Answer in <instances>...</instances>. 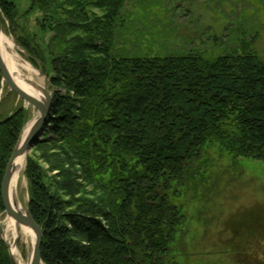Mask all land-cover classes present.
I'll return each mask as SVG.
<instances>
[{
	"label": "trees",
	"instance_id": "1",
	"mask_svg": "<svg viewBox=\"0 0 264 264\" xmlns=\"http://www.w3.org/2000/svg\"><path fill=\"white\" fill-rule=\"evenodd\" d=\"M29 1L41 35L30 61L40 58L51 88L68 89L53 94L47 136L34 144L40 154L26 157L42 264H174L185 224L175 199L202 180L204 151L216 146L264 163V62L249 43L215 56L197 48L114 54L127 0ZM0 11L2 25L18 23L12 0H0ZM26 113L21 105L0 116V211L2 177ZM0 264H12L3 241Z\"/></svg>",
	"mask_w": 264,
	"mask_h": 264
},
{
	"label": "rangeland",
	"instance_id": "2",
	"mask_svg": "<svg viewBox=\"0 0 264 264\" xmlns=\"http://www.w3.org/2000/svg\"><path fill=\"white\" fill-rule=\"evenodd\" d=\"M12 1L16 4L18 23L12 25L5 19L2 33L13 41L21 62L38 71L37 80L44 87V79L48 77L40 58L34 60L36 65L30 61L35 58L33 40L39 41L41 37L37 26L40 12H27L29 0ZM119 18L121 22L113 32L114 54L184 53L197 48L215 56L249 43L250 49L264 62V0H127ZM29 40L31 47L26 48L22 42ZM38 46L41 49L42 44ZM0 86L1 117L9 116L21 105L26 108L16 145L36 110L9 90L2 79ZM48 89L52 97L56 92L68 91L63 86L49 85ZM46 130L44 127L39 139L47 136ZM39 150L33 145L26 157H38ZM26 157L14 191L24 210L29 200ZM41 163L47 168L46 162L41 160ZM197 163L199 168H204L202 180L196 177L175 199L185 215V224L177 232L171 262L264 264V163L233 158L216 146L205 150ZM80 175L82 172L78 170L76 176ZM77 181L85 191L94 190L86 180ZM6 216L5 211H0L1 226ZM0 241L9 251L1 233ZM16 246L23 260L28 261L32 245L19 239Z\"/></svg>",
	"mask_w": 264,
	"mask_h": 264
},
{
	"label": "water",
	"instance_id": "3",
	"mask_svg": "<svg viewBox=\"0 0 264 264\" xmlns=\"http://www.w3.org/2000/svg\"><path fill=\"white\" fill-rule=\"evenodd\" d=\"M2 33L1 24V11H0V34ZM0 74L2 81L6 86L14 92L19 98L24 102L31 105L38 111V116L29 126V129L20 141L14 146L10 158L6 164V168L1 181V200L4 207V211L8 217L13 218L17 223L30 227L34 232V241L32 244V251L29 257L28 264H42L41 259V245L43 238V231L40 225L33 219L28 208L25 212L18 211L17 206H13L10 202L9 188L12 175L14 172L16 160L28 153L31 147L35 144L36 140L40 138V134L44 128L46 119L49 115L51 105H52V93L49 91V79H44V87L42 88L43 98L38 99L34 95L24 91L14 80L12 74L4 64L2 56L0 55ZM21 137V136H20ZM2 232V227L0 225V233ZM10 260L12 264H19L18 261L12 256L10 250L8 251Z\"/></svg>",
	"mask_w": 264,
	"mask_h": 264
},
{
	"label": "bare ground",
	"instance_id": "4",
	"mask_svg": "<svg viewBox=\"0 0 264 264\" xmlns=\"http://www.w3.org/2000/svg\"><path fill=\"white\" fill-rule=\"evenodd\" d=\"M0 55L4 61V64L12 74V77L16 83L26 92L34 95L38 99L43 98L41 80L37 75L38 71L34 69L29 63H22L19 54L16 51V47L10 38L6 37L3 33L0 34ZM27 104V103H26ZM28 105V104H27ZM36 110V109H35ZM37 111V110H36ZM34 111V118L31 119L24 127L20 141L25 137L29 126L33 120L37 118L38 111ZM26 155L19 157L15 162L14 172L10 182L9 195L10 202L13 206H17L18 211L25 212L22 206L16 201L14 196L15 188L18 185L19 175L25 163ZM15 204V205H14ZM1 225V224H0ZM2 238L9 245V250L12 256L18 261L19 264H28L29 261H24L21 252L17 248L16 244L19 239L26 245H32L34 241L33 230L25 225L17 223L13 218L6 216L2 222ZM29 260V259H28Z\"/></svg>",
	"mask_w": 264,
	"mask_h": 264
}]
</instances>
